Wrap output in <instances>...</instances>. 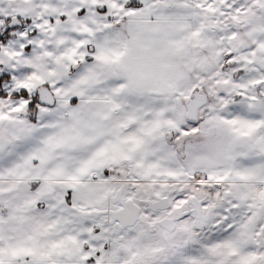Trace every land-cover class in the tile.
<instances>
[{
	"label": "snow or ice",
	"instance_id": "snow-or-ice-1",
	"mask_svg": "<svg viewBox=\"0 0 264 264\" xmlns=\"http://www.w3.org/2000/svg\"><path fill=\"white\" fill-rule=\"evenodd\" d=\"M0 264H264V0H0Z\"/></svg>",
	"mask_w": 264,
	"mask_h": 264
}]
</instances>
